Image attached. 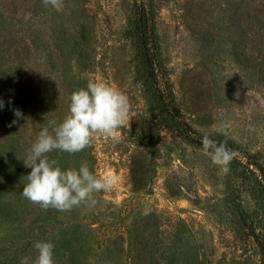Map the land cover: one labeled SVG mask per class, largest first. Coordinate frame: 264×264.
I'll return each mask as SVG.
<instances>
[{
	"label": "rangeland",
	"instance_id": "374dc122",
	"mask_svg": "<svg viewBox=\"0 0 264 264\" xmlns=\"http://www.w3.org/2000/svg\"><path fill=\"white\" fill-rule=\"evenodd\" d=\"M139 0H0V264H264V0H149L162 67L182 117L236 154L225 173L161 121L135 29ZM89 81L124 93L127 123L83 151L113 187L96 203L47 210L22 196L24 161ZM13 109L23 119L12 124ZM11 124V126H9Z\"/></svg>",
	"mask_w": 264,
	"mask_h": 264
},
{
	"label": "clouds",
	"instance_id": "9594fccd",
	"mask_svg": "<svg viewBox=\"0 0 264 264\" xmlns=\"http://www.w3.org/2000/svg\"><path fill=\"white\" fill-rule=\"evenodd\" d=\"M42 2L57 11L63 7V0ZM70 99L67 116L59 124L49 121L23 160L25 167L31 171L24 177L27 183L21 194L44 210L68 211L81 204L94 205V193L110 190L115 182V177L111 175L94 174L87 164H82L78 169L62 170L56 160H49L48 153L54 150L69 154L81 152L90 145L96 134L115 137L117 130L127 123L128 97L106 84L89 81L85 88L74 91ZM3 107L4 102L0 100V108ZM13 114L16 120L12 124L24 118L19 109H13ZM201 143L212 163L226 173L236 154L225 143H217L208 134L201 137ZM33 247L37 255L31 264H54L53 243L36 241ZM20 264H30V258H23Z\"/></svg>",
	"mask_w": 264,
	"mask_h": 264
},
{
	"label": "trees",
	"instance_id": "16d2710c",
	"mask_svg": "<svg viewBox=\"0 0 264 264\" xmlns=\"http://www.w3.org/2000/svg\"><path fill=\"white\" fill-rule=\"evenodd\" d=\"M148 2L149 0H139L135 24L139 42V55L142 59L146 74V84L157 103L161 121L168 127L178 130L193 145L203 148L201 143V137L203 135L197 133L183 119L174 93L166 79L156 42L154 18L150 14ZM209 137L217 143H225L229 150L234 151V145L231 142L220 137ZM262 254L264 259V245H262Z\"/></svg>",
	"mask_w": 264,
	"mask_h": 264
}]
</instances>
